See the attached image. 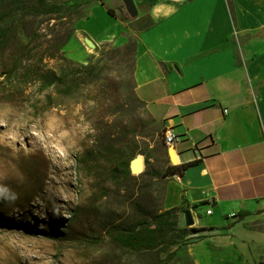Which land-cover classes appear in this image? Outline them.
Wrapping results in <instances>:
<instances>
[{
    "label": "rangeland",
    "instance_id": "obj_1",
    "mask_svg": "<svg viewBox=\"0 0 264 264\" xmlns=\"http://www.w3.org/2000/svg\"><path fill=\"white\" fill-rule=\"evenodd\" d=\"M100 8L0 0V264H194L177 224L144 252L106 233L162 210L166 161L163 125L135 98V38ZM133 123L149 158L136 153L144 172L126 177L116 161Z\"/></svg>",
    "mask_w": 264,
    "mask_h": 264
},
{
    "label": "crops",
    "instance_id": "obj_2",
    "mask_svg": "<svg viewBox=\"0 0 264 264\" xmlns=\"http://www.w3.org/2000/svg\"><path fill=\"white\" fill-rule=\"evenodd\" d=\"M131 1L98 3L135 38V96L179 137L162 210L205 228L194 264H264V0Z\"/></svg>",
    "mask_w": 264,
    "mask_h": 264
},
{
    "label": "trees",
    "instance_id": "obj_3",
    "mask_svg": "<svg viewBox=\"0 0 264 264\" xmlns=\"http://www.w3.org/2000/svg\"><path fill=\"white\" fill-rule=\"evenodd\" d=\"M107 10L109 13L113 14L111 9L108 8ZM135 98L137 101L142 103L136 96ZM108 136V132L105 133V137ZM145 138L146 136L144 134L143 127H141L140 124L133 123L126 126L125 135L119 139L123 146L120 148L119 158L116 161L117 168L121 170V173L124 176H132L129 169V162L136 155V153H142L144 155V162H148L149 155L144 150L146 147ZM142 144L145 145V147H142ZM91 155L92 152H89L88 157ZM187 166L188 164H184L182 165L181 169L183 170ZM175 171L176 165L168 164L165 167L162 175L166 176L168 174L174 173ZM0 222L9 223V221L2 220ZM10 224L12 223L10 222ZM176 224L178 226L177 229L180 238H187L189 235L195 234L205 229L204 227L179 226L175 209H166L154 214L150 221H137L133 225L128 226L114 225L112 227H108L106 229V233L111 237L117 246L126 250L144 252L160 248L163 244V240L173 231L174 228L172 226H176ZM30 232L35 236H44L48 238L56 237V233L54 231H48L44 229L37 228ZM169 244L178 245L179 242L171 240L169 241ZM174 252L175 251H172V253Z\"/></svg>",
    "mask_w": 264,
    "mask_h": 264
},
{
    "label": "water",
    "instance_id": "obj_4",
    "mask_svg": "<svg viewBox=\"0 0 264 264\" xmlns=\"http://www.w3.org/2000/svg\"><path fill=\"white\" fill-rule=\"evenodd\" d=\"M123 3H124V6H125V8L129 14L134 15L136 13L135 7H134L131 0H123ZM173 151H174L173 146H169L167 148V155L170 158H173V156H172ZM142 164H143L142 157L141 158L135 157L131 160V162L129 164V169L133 172H135V171L142 172L141 171ZM184 219H185L186 225H192L193 224V219H192V216H191L189 211L185 212Z\"/></svg>",
    "mask_w": 264,
    "mask_h": 264
},
{
    "label": "built area",
    "instance_id": "obj_5",
    "mask_svg": "<svg viewBox=\"0 0 264 264\" xmlns=\"http://www.w3.org/2000/svg\"><path fill=\"white\" fill-rule=\"evenodd\" d=\"M179 140L178 135H176L171 127L166 126L162 130V142L166 148L173 146ZM211 209H207L206 213H210Z\"/></svg>",
    "mask_w": 264,
    "mask_h": 264
},
{
    "label": "bare ground",
    "instance_id": "obj_6",
    "mask_svg": "<svg viewBox=\"0 0 264 264\" xmlns=\"http://www.w3.org/2000/svg\"><path fill=\"white\" fill-rule=\"evenodd\" d=\"M174 152V151H173ZM173 154V153H172ZM137 158H141V156L140 155H137L136 156ZM143 170V164H142V167H141V171ZM133 173H135V174H138V173H140V171H135V172H133Z\"/></svg>",
    "mask_w": 264,
    "mask_h": 264
}]
</instances>
